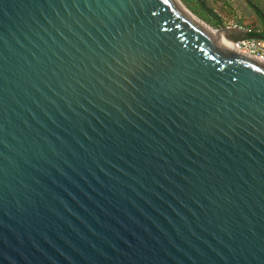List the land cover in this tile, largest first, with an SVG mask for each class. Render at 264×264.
<instances>
[{
	"label": "water",
	"instance_id": "95a60500",
	"mask_svg": "<svg viewBox=\"0 0 264 264\" xmlns=\"http://www.w3.org/2000/svg\"><path fill=\"white\" fill-rule=\"evenodd\" d=\"M186 11L0 0V264H264V64Z\"/></svg>",
	"mask_w": 264,
	"mask_h": 264
},
{
	"label": "rangeland",
	"instance_id": "374dc122",
	"mask_svg": "<svg viewBox=\"0 0 264 264\" xmlns=\"http://www.w3.org/2000/svg\"><path fill=\"white\" fill-rule=\"evenodd\" d=\"M195 18L213 30L226 29L240 21L247 30L262 28L263 22L244 0H178ZM264 14V0H254Z\"/></svg>",
	"mask_w": 264,
	"mask_h": 264
},
{
	"label": "built area",
	"instance_id": "2783aa9c",
	"mask_svg": "<svg viewBox=\"0 0 264 264\" xmlns=\"http://www.w3.org/2000/svg\"><path fill=\"white\" fill-rule=\"evenodd\" d=\"M230 33L244 32L249 34H259V32H251L239 24H231L227 27ZM233 50L245 56L253 58L264 64V39L263 40H246L241 42H233Z\"/></svg>",
	"mask_w": 264,
	"mask_h": 264
},
{
	"label": "bare ground",
	"instance_id": "6f19581e",
	"mask_svg": "<svg viewBox=\"0 0 264 264\" xmlns=\"http://www.w3.org/2000/svg\"><path fill=\"white\" fill-rule=\"evenodd\" d=\"M176 2L180 5V7H183L181 4H180V2H178V0H176ZM184 8V7H183ZM185 9V8H184ZM186 10V9H185ZM188 14H189V16L193 19V20H195L196 22H199V23H201L202 25H203V23L200 21V20H198L197 18H195L192 14H190L188 11H186ZM211 31L213 32V34L227 47V48H229V49H231V50H233V42L232 41H230V40H228L227 39V32H223V31H221V32H217V31H215V30H213V29H211Z\"/></svg>",
	"mask_w": 264,
	"mask_h": 264
},
{
	"label": "trees",
	"instance_id": "16d2710c",
	"mask_svg": "<svg viewBox=\"0 0 264 264\" xmlns=\"http://www.w3.org/2000/svg\"><path fill=\"white\" fill-rule=\"evenodd\" d=\"M245 1V3L247 4V6L250 8V9H253L252 8V6L251 5H249L247 2H246V0H244ZM249 3H251L253 6H255L256 8H257V10H253L254 11V13L258 16V18H260L261 20H262V22H263V17H262V15L264 16V14H263V12L260 10V8L254 3V0H247ZM235 23H237V24H239L240 26H243L244 27V25L240 22V21H238L237 20V22L236 21H234ZM263 24V27L262 28H256V29H253L251 32H254V33H256V32H259V34H261V35H263L264 36V22L262 23ZM244 28H246V27H244ZM247 29V28H246Z\"/></svg>",
	"mask_w": 264,
	"mask_h": 264
}]
</instances>
